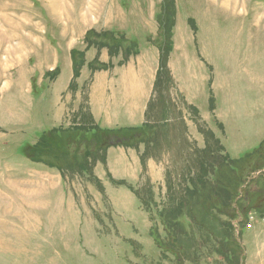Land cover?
<instances>
[{"label": "rangeland", "instance_id": "obj_1", "mask_svg": "<svg viewBox=\"0 0 264 264\" xmlns=\"http://www.w3.org/2000/svg\"><path fill=\"white\" fill-rule=\"evenodd\" d=\"M64 1L67 0H0V179L6 178L7 168L14 166L11 163L22 162L19 158L28 160L23 156V149L35 144L43 132L52 128L57 112L56 94L66 84L69 71L62 68V63L55 64V56H60L59 53L52 49L53 52L37 54L31 41L42 39L48 47H57L58 42L52 36L63 14ZM103 1L72 0L71 5L77 4L76 14L81 9L88 14L95 2ZM120 1L131 11L147 15L149 21L128 23L138 26L128 29L136 43L144 45L146 25L154 23L158 33L157 16L164 0ZM174 1L176 32L191 34L196 40L197 51L207 55L215 68L207 67L208 96L197 102L199 114L229 156L240 158L257 148L264 139L256 134L264 120V111L252 121L248 120V125L243 118L214 114L209 110V98L215 105L209 82L215 77L220 79L221 75L238 79L248 73L264 83V0ZM158 2L161 4L155 7L156 17L151 19L153 5ZM189 19L193 20L196 33ZM85 29L77 27L79 32ZM44 31L49 32L47 36ZM155 38H148L154 47ZM94 49L96 57L89 63L85 58L86 44L82 50H77L83 52L80 73L85 65L92 73L90 64L99 61L101 51ZM116 58L121 60V56ZM51 63L54 67L48 66ZM28 82L34 92L31 95L24 91ZM87 90L88 81L81 87L75 83L74 90L68 89V95H63L64 100L69 101L71 96L72 103L77 101L78 105L69 107L67 124L59 127L90 126L86 116ZM250 94L256 96V91ZM182 98L172 87L162 86L153 92L147 108L145 122L155 127L150 135L154 142L147 150L148 159L162 167L163 181L162 184L153 183L144 169L136 188L143 193L150 187L157 204L164 200L167 171L181 172L190 145L204 147V137L197 131L191 120L193 115ZM123 123L121 125L125 126ZM240 128L243 131L237 134ZM238 137L243 140L235 141ZM139 148L141 152L144 149L143 146ZM87 150L92 148L83 144L77 149L76 143L63 149L68 154V162L73 155H83ZM46 159L55 162L49 154ZM60 162L66 163L64 159ZM63 171L64 177L61 176L70 192L60 193L66 200H73L74 214L71 209L67 210L71 202L60 205L59 192H0V264H174L160 260V251L150 234L152 226L162 234L160 223L156 218L151 223L133 192L109 180L106 191L102 192L91 182L93 180L89 181L86 173ZM240 238L245 250L243 264H264V219L252 212L241 229Z\"/></svg>", "mask_w": 264, "mask_h": 264}, {"label": "trees", "instance_id": "obj_2", "mask_svg": "<svg viewBox=\"0 0 264 264\" xmlns=\"http://www.w3.org/2000/svg\"><path fill=\"white\" fill-rule=\"evenodd\" d=\"M175 10L174 0H164L157 16L159 29L154 43L159 51V67L153 92L162 86L175 89L168 68L173 49ZM189 23L196 31L193 20L189 19ZM84 43L87 49H107L111 59L107 64L94 60L90 64L92 72L112 68V59L118 56H121L118 64H125L139 51L136 41L113 31L90 30ZM71 57L73 80L69 89L74 90L75 80L84 63L83 52L72 50ZM209 102V109L213 112V99L210 98ZM183 103L193 115L191 120L197 131L204 137V147L190 145L181 172L167 171L162 203L154 201L150 187L141 193L138 188L124 181H115L109 174L107 176L114 185L126 186L137 196L151 223L156 221L155 218L160 223L162 234L155 226L151 227L150 234L160 251L161 261L174 264H243L245 250L240 238L241 229L252 212L264 219V140L242 157L231 158L220 139L206 126L198 109ZM86 116L90 126L82 124L73 129H49L40 135L35 144L23 149V156L31 162L59 170L62 176L64 169L71 173H86L90 176L89 181L93 180L91 182L102 192L103 186L93 170L96 164L106 163V152L110 147L139 151V147L143 146L140 162L145 169L149 158L147 150L154 142L150 137L154 126L145 122L139 127L104 129L95 124L88 108ZM74 143L77 149L85 144L92 150L83 155H73L68 162V154L63 149L67 150ZM48 154L54 157L55 162L46 159ZM61 159L66 163L61 164Z\"/></svg>", "mask_w": 264, "mask_h": 264}, {"label": "crops", "instance_id": "obj_3", "mask_svg": "<svg viewBox=\"0 0 264 264\" xmlns=\"http://www.w3.org/2000/svg\"><path fill=\"white\" fill-rule=\"evenodd\" d=\"M64 2L66 3L62 2L63 14H60L59 22L56 23L55 35H51L54 40H57V47H48L42 39L31 41L32 44L34 43V52L37 54L53 52V50L59 53L60 56L58 54L55 56V64L60 66L62 63V68L64 67L65 70L69 71L66 84L61 86L56 94L57 112L53 119L52 128L66 125L69 107L78 105L77 101L72 103L71 96L70 100L67 101L63 99V95L64 97L68 95L67 92H69L68 89L73 76L70 52L82 50L85 47L83 42L85 33L91 29L113 31L123 33L127 38L134 40L128 28H138V26L133 23L128 25L129 21H149L146 14L141 11H131L120 0H109L108 3H105V0L103 3L95 2V6L90 9L88 14L85 13V9H81L76 14L74 7L77 4L71 5L72 0ZM160 4L158 2L153 5L151 19L156 17L154 10ZM69 13L72 16L67 15ZM91 13L94 16H91ZM129 17H133V19L129 20ZM153 24L149 23L145 26L147 37L144 45L137 44L138 53L130 57L125 64L119 65L120 58H115L112 59V68L97 70L92 73L87 70L85 65L80 76L76 79L79 87L88 81L87 108L95 124L101 128L139 127L145 123L147 108L153 97V87L159 67V51L148 41L149 37L157 36V29ZM81 26L86 29L82 32L77 31V27ZM48 33V31H44L45 36ZM195 43L196 40L191 34L176 32L175 25L173 49L169 56L168 68L175 85V92L183 97L185 103L197 108V102L208 96L207 67L211 65L213 69L215 68L207 55L197 51ZM96 54L97 51L94 48L88 49L85 56L86 62H91ZM99 61L109 63L110 58L106 49L99 52ZM48 66L54 67V64L51 63ZM227 76L221 75L220 79L215 77L209 82L213 98H215L213 113L217 115L221 113L226 117L243 118L242 121L248 125V120L252 121L264 111V83L257 78L248 76V73L238 79L227 78ZM243 77L247 79L244 80ZM42 80L43 78H41V82ZM24 91L29 95L34 93L30 82L24 87ZM252 91H256V96H251L250 92ZM121 122H124L125 126H122ZM261 122L262 124L256 134H261L259 138H264V120ZM190 127L193 129V126ZM242 131L243 128H240L237 134H241ZM242 140V137H238L235 141ZM140 154V150L123 147H110L107 150L106 163L96 164L93 170L95 177L102 183L104 191H106L107 180L110 181L108 174L111 179L124 181L134 188L139 185L143 170ZM19 159H22V162L11 163L14 166L7 168L6 178L0 179V192H59L60 205L64 206L71 202V208H67V210L71 209L73 214L76 213L75 209L72 208L74 206L73 200L69 198L66 200L65 196L60 193L70 191L66 188L59 171L40 163H34L23 158ZM145 170L153 183L162 184L164 171L159 164L157 165L152 159H147ZM111 184L113 183L111 182Z\"/></svg>", "mask_w": 264, "mask_h": 264}]
</instances>
